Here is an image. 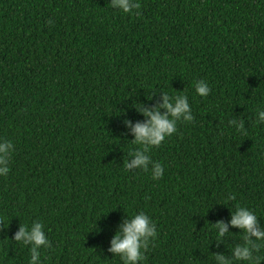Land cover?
<instances>
[{"label": "trees", "instance_id": "obj_1", "mask_svg": "<svg viewBox=\"0 0 264 264\" xmlns=\"http://www.w3.org/2000/svg\"><path fill=\"white\" fill-rule=\"evenodd\" d=\"M139 2L137 15L109 0H0V138L14 144L0 176V264H28L12 238L33 220L51 242L41 264H123L110 242L140 211L158 233L140 264L231 259L242 230L218 241L211 225L237 204L264 226V0ZM164 91H183L194 119L150 150L164 167L153 180L123 167L139 148L125 121H143L134 102L153 107ZM255 255L264 264V248Z\"/></svg>", "mask_w": 264, "mask_h": 264}, {"label": "clouds", "instance_id": "obj_2", "mask_svg": "<svg viewBox=\"0 0 264 264\" xmlns=\"http://www.w3.org/2000/svg\"><path fill=\"white\" fill-rule=\"evenodd\" d=\"M108 4L112 9L125 14L135 12L138 15L141 7L139 0H109ZM194 90L195 94L201 97L208 96L211 91L208 83L202 79L195 81ZM134 103L145 119L135 123L131 120L125 121L133 134L131 142L139 145V148L129 152L133 158L131 161L125 160L123 167L128 171L130 169L150 171L152 179L158 180L164 175V167L159 162L153 161L149 152L176 132L178 122L193 121L191 105L183 91L172 95L164 91L161 102L153 107L144 106L140 102ZM161 109L165 111L162 112ZM256 113V122L264 124V107H257ZM228 125L237 132L245 128V122L241 118L229 119ZM13 152V142L10 139L0 138V176L8 175ZM234 198L232 195L227 196L225 203ZM129 217L130 219H126L114 234L108 251L118 256L123 264H140L144 260V251L158 235L157 228L151 217L143 211ZM229 225L242 230L243 243L231 246V259L224 254L214 253L217 264H234V262L259 264L260 257L255 253L264 248V226L260 225L257 213L247 205L237 204L231 210V219L227 223L223 220L212 223L211 228L218 241L229 232ZM5 227L7 226L0 225V228ZM12 240L28 247L30 252L28 264H41V247L47 249L51 243L40 220H33L30 224L21 223Z\"/></svg>", "mask_w": 264, "mask_h": 264}]
</instances>
